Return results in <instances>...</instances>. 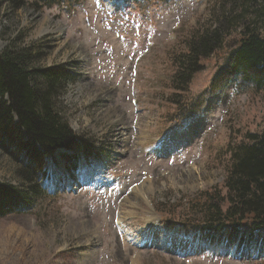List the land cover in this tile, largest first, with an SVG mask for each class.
Here are the masks:
<instances>
[{
    "label": "rangeland",
    "instance_id": "rangeland-1",
    "mask_svg": "<svg viewBox=\"0 0 264 264\" xmlns=\"http://www.w3.org/2000/svg\"><path fill=\"white\" fill-rule=\"evenodd\" d=\"M230 3L0 0V52L15 43L37 67L71 72L56 105L78 136L77 151L59 147L37 168L0 133V181L29 189L19 167L39 184L27 205L0 214V264H264L256 232L214 246L198 228L161 225L163 212L201 219L194 200L222 192L230 150L264 129V89L218 76L225 45L199 61L188 91L172 87L189 37ZM199 99L197 113L174 119Z\"/></svg>",
    "mask_w": 264,
    "mask_h": 264
},
{
    "label": "trees",
    "instance_id": "trees-1",
    "mask_svg": "<svg viewBox=\"0 0 264 264\" xmlns=\"http://www.w3.org/2000/svg\"><path fill=\"white\" fill-rule=\"evenodd\" d=\"M39 1L47 6L57 2ZM254 2L233 0L212 25L189 37L171 77L174 89L180 93L188 91L196 65L211 53L217 54L222 45L227 46L228 55L218 76L225 75L226 81L235 77L239 82L264 89V0L258 7ZM70 73L59 66L37 67L29 49L15 43L0 52V133L16 143L18 150H29L28 156L34 157L37 168H42L46 158L59 147L77 151L78 136L56 105L58 94L73 78ZM201 106V99L196 105L182 103L174 119L184 123ZM23 136L27 138L24 141ZM230 151V163L221 186L223 194L214 188L194 200L204 207L199 220L174 221L163 212L162 229L169 232L178 225L196 232L194 228H198L202 238L214 246L227 242L242 244L254 238L256 232L264 249V129L247 134L246 141H240ZM15 171L31 186L23 190L0 181V214L27 205L29 194H36L39 187L35 170L31 177L19 167Z\"/></svg>",
    "mask_w": 264,
    "mask_h": 264
}]
</instances>
